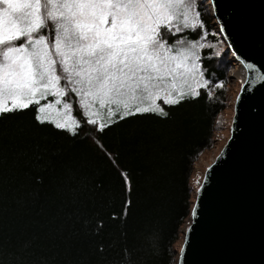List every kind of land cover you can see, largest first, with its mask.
Wrapping results in <instances>:
<instances>
[{
	"label": "snow or ice",
	"instance_id": "obj_1",
	"mask_svg": "<svg viewBox=\"0 0 264 264\" xmlns=\"http://www.w3.org/2000/svg\"><path fill=\"white\" fill-rule=\"evenodd\" d=\"M203 4L0 0V141L23 145L33 182L45 173L58 177L68 217L90 195L82 188L90 161L75 151L81 131L102 136L129 117H167L158 101L179 106L209 84L204 60L221 53L219 41L205 35ZM143 135L136 130L130 138ZM124 183L130 191L126 175ZM61 223L50 227L56 232ZM32 256L0 237V264H39Z\"/></svg>",
	"mask_w": 264,
	"mask_h": 264
},
{
	"label": "trees",
	"instance_id": "obj_2",
	"mask_svg": "<svg viewBox=\"0 0 264 264\" xmlns=\"http://www.w3.org/2000/svg\"><path fill=\"white\" fill-rule=\"evenodd\" d=\"M206 2L203 26L222 44L220 56L213 52L203 63L209 84L179 106L158 101L167 117H129L102 136L81 131L75 151L90 161L82 184L90 195L78 214L66 215L56 175L33 182L23 145L0 141V237L26 248L39 264H175L193 201L194 164L214 145L227 102L228 51L215 36ZM136 130L145 135L130 138ZM53 221L62 222L56 232Z\"/></svg>",
	"mask_w": 264,
	"mask_h": 264
},
{
	"label": "water",
	"instance_id": "obj_3",
	"mask_svg": "<svg viewBox=\"0 0 264 264\" xmlns=\"http://www.w3.org/2000/svg\"><path fill=\"white\" fill-rule=\"evenodd\" d=\"M206 5L244 80L232 101L229 135L198 196L194 189L175 264H264V0Z\"/></svg>",
	"mask_w": 264,
	"mask_h": 264
},
{
	"label": "rangeland",
	"instance_id": "obj_4",
	"mask_svg": "<svg viewBox=\"0 0 264 264\" xmlns=\"http://www.w3.org/2000/svg\"><path fill=\"white\" fill-rule=\"evenodd\" d=\"M208 34L207 32L205 33V35L207 36V39L210 41H213L210 39L211 38L210 34L209 35ZM215 36L220 39V36L218 33ZM221 49H222V44L221 42H219L217 44L216 51H220ZM229 64H230V69L228 70V85H227V93H226L227 102L224 107V110L220 113L217 119V124H216L217 130L214 135V145L212 146L211 149L204 151L199 156L198 160L194 164V171H193V175L191 178V185L193 187V190L195 189L196 186H199L197 185V181L199 180L201 182L205 169L207 168L208 164L214 159V157L216 156L219 149L221 148V146L223 145V143L225 142L226 138L229 135V124H230V117H231L232 101L237 92V89L241 86V82L244 79L243 77L244 71H242L241 68H237V70L233 68L234 67L233 63H229ZM185 228H186V221H185L184 226L181 228L180 238L175 244L176 253L178 252L181 246L182 231Z\"/></svg>",
	"mask_w": 264,
	"mask_h": 264
},
{
	"label": "bare ground",
	"instance_id": "obj_5",
	"mask_svg": "<svg viewBox=\"0 0 264 264\" xmlns=\"http://www.w3.org/2000/svg\"><path fill=\"white\" fill-rule=\"evenodd\" d=\"M238 67H239L238 65H234L233 68H235V69L237 70ZM236 70H235V71H236ZM242 71H243V70H242ZM241 73H242V72H241ZM243 77H244V75H243ZM243 77H242V78H243ZM243 80H244V79H243ZM242 83H243V81L241 82V84H242Z\"/></svg>",
	"mask_w": 264,
	"mask_h": 264
}]
</instances>
